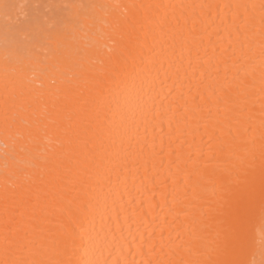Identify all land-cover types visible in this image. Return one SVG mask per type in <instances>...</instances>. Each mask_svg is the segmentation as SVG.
Returning a JSON list of instances; mask_svg holds the SVG:
<instances>
[{"label":"bare ground","instance_id":"obj_1","mask_svg":"<svg viewBox=\"0 0 264 264\" xmlns=\"http://www.w3.org/2000/svg\"><path fill=\"white\" fill-rule=\"evenodd\" d=\"M262 200L264 0H0V264H264Z\"/></svg>","mask_w":264,"mask_h":264},{"label":"snow or ice","instance_id":"obj_2","mask_svg":"<svg viewBox=\"0 0 264 264\" xmlns=\"http://www.w3.org/2000/svg\"><path fill=\"white\" fill-rule=\"evenodd\" d=\"M114 7H119V5H115ZM14 40H17V46L9 51L6 48L5 51V60L9 61L11 60L14 56L15 57H20L24 55V48L20 45L18 38L15 37V35L13 36ZM247 211H250V209L246 208V207H238L235 211L234 217H233V230L236 234H239L240 230L242 229V225H243V220H244V215ZM260 211L262 214H264V200H262L261 202V206H260ZM7 251V249H6ZM12 264H20V262H12ZM237 264H242V262H237Z\"/></svg>","mask_w":264,"mask_h":264}]
</instances>
